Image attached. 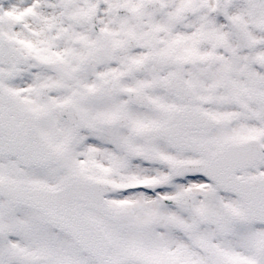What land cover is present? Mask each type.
I'll return each mask as SVG.
<instances>
[{
  "label": "snow or ice",
  "instance_id": "obj_1",
  "mask_svg": "<svg viewBox=\"0 0 264 264\" xmlns=\"http://www.w3.org/2000/svg\"><path fill=\"white\" fill-rule=\"evenodd\" d=\"M0 264H264V0H0Z\"/></svg>",
  "mask_w": 264,
  "mask_h": 264
}]
</instances>
